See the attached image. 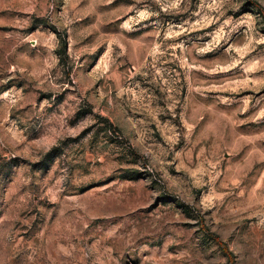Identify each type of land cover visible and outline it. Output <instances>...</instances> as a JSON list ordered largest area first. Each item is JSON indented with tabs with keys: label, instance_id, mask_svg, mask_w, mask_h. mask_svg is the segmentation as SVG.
<instances>
[{
	"label": "rangeland",
	"instance_id": "rangeland-1",
	"mask_svg": "<svg viewBox=\"0 0 264 264\" xmlns=\"http://www.w3.org/2000/svg\"><path fill=\"white\" fill-rule=\"evenodd\" d=\"M0 264H264V0H0Z\"/></svg>",
	"mask_w": 264,
	"mask_h": 264
},
{
	"label": "trees",
	"instance_id": "trees-1",
	"mask_svg": "<svg viewBox=\"0 0 264 264\" xmlns=\"http://www.w3.org/2000/svg\"><path fill=\"white\" fill-rule=\"evenodd\" d=\"M64 48H67V44L64 43ZM107 128H109L110 132H118V127H116L113 123H111L109 120L106 121Z\"/></svg>",
	"mask_w": 264,
	"mask_h": 264
}]
</instances>
